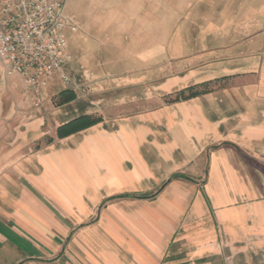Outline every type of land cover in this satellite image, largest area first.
<instances>
[{"label":"crops","instance_id":"1","mask_svg":"<svg viewBox=\"0 0 264 264\" xmlns=\"http://www.w3.org/2000/svg\"><path fill=\"white\" fill-rule=\"evenodd\" d=\"M86 9L42 107L0 59V264H264V0Z\"/></svg>","mask_w":264,"mask_h":264},{"label":"built area","instance_id":"2","mask_svg":"<svg viewBox=\"0 0 264 264\" xmlns=\"http://www.w3.org/2000/svg\"><path fill=\"white\" fill-rule=\"evenodd\" d=\"M64 10L65 0H0V59L7 76L20 74L33 88L37 107L52 74L71 83L64 70L70 58L64 29L76 26Z\"/></svg>","mask_w":264,"mask_h":264},{"label":"rangeland","instance_id":"3","mask_svg":"<svg viewBox=\"0 0 264 264\" xmlns=\"http://www.w3.org/2000/svg\"><path fill=\"white\" fill-rule=\"evenodd\" d=\"M87 4H88V0H66L64 16L67 17L74 26H76L75 31H78L80 27L79 24L74 20L82 21V20L90 19V13H89L90 9H86ZM70 28L71 26H68L64 29V34L67 40H68V31L70 30Z\"/></svg>","mask_w":264,"mask_h":264},{"label":"trees","instance_id":"4","mask_svg":"<svg viewBox=\"0 0 264 264\" xmlns=\"http://www.w3.org/2000/svg\"><path fill=\"white\" fill-rule=\"evenodd\" d=\"M70 133V132H69ZM68 134V133H67ZM67 134H64L63 132H61L60 133V136L62 137V136H65V135H67Z\"/></svg>","mask_w":264,"mask_h":264}]
</instances>
